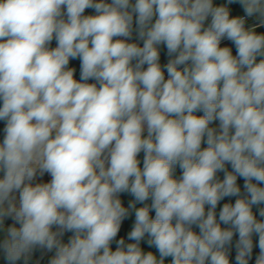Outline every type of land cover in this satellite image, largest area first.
I'll use <instances>...</instances> for the list:
<instances>
[{
	"label": "clouds",
	"instance_id": "clouds-1",
	"mask_svg": "<svg viewBox=\"0 0 264 264\" xmlns=\"http://www.w3.org/2000/svg\"><path fill=\"white\" fill-rule=\"evenodd\" d=\"M0 122V264H264V0H0Z\"/></svg>",
	"mask_w": 264,
	"mask_h": 264
},
{
	"label": "built area",
	"instance_id": "built-area-1",
	"mask_svg": "<svg viewBox=\"0 0 264 264\" xmlns=\"http://www.w3.org/2000/svg\"><path fill=\"white\" fill-rule=\"evenodd\" d=\"M48 179L50 178L48 177ZM49 255H45L43 252L37 251L33 256V264H45Z\"/></svg>",
	"mask_w": 264,
	"mask_h": 264
},
{
	"label": "trees",
	"instance_id": "trees-1",
	"mask_svg": "<svg viewBox=\"0 0 264 264\" xmlns=\"http://www.w3.org/2000/svg\"><path fill=\"white\" fill-rule=\"evenodd\" d=\"M54 46V45H53ZM2 127H3V124H2V122H0V139H2V137H3V134H2ZM242 183V182H241ZM262 207H264V205H261ZM255 210V209H254ZM236 238H234V240H235ZM258 241V237H254V243L255 242H257ZM258 253H259V249H258V247H255L254 248V252H253V260L252 261H250V264H254V259H255V256L256 255H258ZM49 258V257H48ZM45 264H46V262H45Z\"/></svg>",
	"mask_w": 264,
	"mask_h": 264
},
{
	"label": "rangeland",
	"instance_id": "rangeland-1",
	"mask_svg": "<svg viewBox=\"0 0 264 264\" xmlns=\"http://www.w3.org/2000/svg\"><path fill=\"white\" fill-rule=\"evenodd\" d=\"M88 11H91V10H88ZM46 179H48V177L46 176Z\"/></svg>",
	"mask_w": 264,
	"mask_h": 264
},
{
	"label": "crops",
	"instance_id": "crops-1",
	"mask_svg": "<svg viewBox=\"0 0 264 264\" xmlns=\"http://www.w3.org/2000/svg\"><path fill=\"white\" fill-rule=\"evenodd\" d=\"M142 155H143V154H141V159H142Z\"/></svg>",
	"mask_w": 264,
	"mask_h": 264
}]
</instances>
